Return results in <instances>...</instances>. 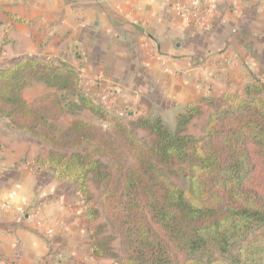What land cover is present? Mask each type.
<instances>
[{"label":"trees","instance_id":"obj_1","mask_svg":"<svg viewBox=\"0 0 264 264\" xmlns=\"http://www.w3.org/2000/svg\"><path fill=\"white\" fill-rule=\"evenodd\" d=\"M33 81L54 90L25 101ZM69 108L102 125L62 122ZM207 108L196 137L188 127ZM0 118L48 146L38 169L77 188L92 256L118 259L110 228L125 253L118 264H264V78L189 102L170 129L156 113L126 123L83 90L68 63L23 56L0 65ZM90 184L102 188L101 210ZM101 214L105 223L92 225Z\"/></svg>","mask_w":264,"mask_h":264},{"label":"crops","instance_id":"obj_2","mask_svg":"<svg viewBox=\"0 0 264 264\" xmlns=\"http://www.w3.org/2000/svg\"><path fill=\"white\" fill-rule=\"evenodd\" d=\"M0 42V63L64 61L108 111L172 128L189 102L264 78V0H0ZM47 151L0 118V264L94 260L77 188L34 163Z\"/></svg>","mask_w":264,"mask_h":264},{"label":"rangeland","instance_id":"obj_3","mask_svg":"<svg viewBox=\"0 0 264 264\" xmlns=\"http://www.w3.org/2000/svg\"><path fill=\"white\" fill-rule=\"evenodd\" d=\"M6 39H7L6 41L9 42V39L7 37H6ZM1 41H2V39H1ZM6 41H5V43H6ZM12 57L14 58V57H16V55L12 56ZM8 60L9 59L3 60L4 62H2L0 64L1 65H6V64H8L10 62ZM52 90H54V89L46 88L42 82L33 81L22 92V97H23V99L25 101H31L33 98H35V97H37V96H39V95H41L43 93H46L48 91H52ZM239 90H241V89H239ZM73 111H74L73 108H69L67 110L66 114L64 115V117L62 119V122L66 123V122L72 121L73 119H81V120H85V121L91 122V123H93L95 125H98V126L102 125V123L94 115H92L88 111H80V112H76L75 114H73ZM209 112H212L211 108H207V110H206V112H205V114L203 116H201L200 118L194 120L192 122V124H190V126L188 127V131L190 133H192L193 135H195L196 137H200L203 134V128H204L205 122L207 120V114ZM117 116H120V115L117 114ZM120 117H122V119L126 123H129V122H131V121L136 119V118L135 119L129 118L128 115H123V116H120ZM174 127L175 126H173L172 128H170V127L169 128L170 129H174ZM137 135L139 137H146L145 132H143L141 130H137ZM40 143L44 144L42 141H40ZM44 145L47 146L46 144H44ZM36 149L40 150V154H44V152H45V147L41 146V144H40L39 147L37 146ZM46 154H47V152H46ZM172 180L180 187H183L186 184V179H184L183 177H172ZM90 190H91V192H92V194L94 196V202L93 203L95 204V206L99 210H101L100 194L102 192V188H98V187H95L94 185L90 184ZM77 192H78V190H77ZM78 196H79V193H78ZM79 198H80V196H79ZM80 200H81V198H80ZM82 203H83V201H82ZM83 205H84V203H83ZM99 223H105V218H104V216L102 214L98 218H96L94 221L91 222L92 225H96V224H99ZM86 227H87V221H86ZM107 233L109 235H112V237H113V240L111 242V248H112L113 252L117 255L118 259L119 258H123L125 253H124V249H123L122 242H121L120 238L117 236L116 233L112 232L110 230V228H107ZM88 239H89V236H88ZM89 243H90V239H89ZM118 259L117 258H111V257H97V258L94 257V260H90V261H91V264H118Z\"/></svg>","mask_w":264,"mask_h":264}]
</instances>
